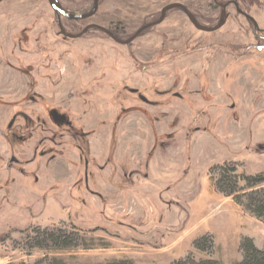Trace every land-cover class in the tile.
<instances>
[{"label":"rangeland","instance_id":"1","mask_svg":"<svg viewBox=\"0 0 264 264\" xmlns=\"http://www.w3.org/2000/svg\"><path fill=\"white\" fill-rule=\"evenodd\" d=\"M172 2L202 25L219 21L212 0H99L93 17L61 24L125 40ZM257 7L248 14L264 29ZM227 13L202 32L174 8L123 45L95 29L65 37L47 0H0V264H235L243 238L264 248V221L214 184L224 162L264 169V45ZM202 236L212 250L194 248Z\"/></svg>","mask_w":264,"mask_h":264},{"label":"trees","instance_id":"2","mask_svg":"<svg viewBox=\"0 0 264 264\" xmlns=\"http://www.w3.org/2000/svg\"><path fill=\"white\" fill-rule=\"evenodd\" d=\"M241 6L250 8L253 5H259V0H239ZM212 8L215 11L217 8L212 1ZM195 16L199 18L198 15ZM200 19V18H199ZM118 31H114V33ZM115 33V35H117ZM214 171L222 175L218 180L214 179V184L219 192L225 196H230L236 204H238L245 212L253 215L257 219L264 221V171H259L254 174H239L235 162H224L221 165L214 167ZM44 234V233H42ZM50 239L56 246H69L66 242L65 235L48 234ZM63 239V240H62ZM62 240V242H61ZM205 236L197 238L193 241V246L199 251H210L213 245L206 244ZM61 243L63 245L61 246ZM242 258L235 264H264V248L257 247L251 238H243L240 243ZM26 264V263H20ZM32 264H66L63 260L52 258L49 260H41ZM107 264H134L129 260H116ZM170 264H220L214 259H195L192 255H187L184 258L173 261Z\"/></svg>","mask_w":264,"mask_h":264},{"label":"water","instance_id":"3","mask_svg":"<svg viewBox=\"0 0 264 264\" xmlns=\"http://www.w3.org/2000/svg\"><path fill=\"white\" fill-rule=\"evenodd\" d=\"M51 10L53 11L55 17H56V22H57V26L59 28V31L61 34H63L65 37H69V38H76V37H79L81 35H83L86 31H88L89 29H95V30H100V31H103L105 32L107 35H109L115 42L119 43V44H123V45H127L129 44L131 41H133V39H135L138 34L150 27V26H154V25H158L160 24L164 17H165V13L166 11L170 10V9H173V8H178L180 9L182 12H184V14L187 16V18L189 19V21L193 24V26L198 29L199 31H202V32H213V31H216L218 30L219 28H221L224 23H225V17H226V14H225V9L223 6V10L221 12V16H220V19L218 21V23L216 24V26L214 27H208V26H204L202 24H200L197 19L195 18V16L187 9V7L180 3V2H173V3H169L167 5H165L162 10H161V14H160V18L157 20V21H154V22H150L148 24H145L143 26H141L140 28H138L136 30V32L128 39V40H119L111 31H109L107 28L101 26V25H98V24H95V23H89L87 24L79 34H71V33H68L64 30L62 24H61V17H65V18H68L70 20H85V19H89L91 17H93L97 10H98V6H99V0H93V6H92V9L88 12V13H82V14H76V13H71L69 11H66L64 10L58 0H47ZM247 18H250L252 19L253 21H255L252 17H250L249 15H245ZM255 28H257V25L255 23Z\"/></svg>","mask_w":264,"mask_h":264},{"label":"flooded vegetation","instance_id":"4","mask_svg":"<svg viewBox=\"0 0 264 264\" xmlns=\"http://www.w3.org/2000/svg\"><path fill=\"white\" fill-rule=\"evenodd\" d=\"M213 1V3H214V6L216 7V8H218V9H220V12H219V14H218V20L220 19V16H221V12H222V10H223V6H225L224 7V9H225V14H226V17H225V21H226V19L228 18V13H227V8L229 7V6H231L232 8H233V10H234V12H235V14H237V15H241V16H243L250 24H252L253 25V27H254V34H255V40L257 41V44H258V46H262V45H264V29H262V28H260L259 26H258V23H257V21L255 20V18L254 17H252L250 14H248V12L250 11V9L252 8V7H256V8H258L257 7V5H253V6H251L250 8H244L243 6H241V4H240V2H239V0H212ZM173 3V2H172ZM174 9V8H173ZM176 9H178V8H176ZM188 9V8H187ZM162 10V9H161ZM161 10H160V14H161ZM171 10V9H170ZM169 11V10H168ZM168 11H166V13L168 12ZM165 13V14H166ZM193 14V13H192ZM245 15H249L250 17H252L255 21H253L252 19H250V18H247ZM56 18V17H55ZM195 18L197 19V21L199 20V18H197L196 16H195ZM61 19H62V17H61ZM57 23V22H56ZM150 23V22H149ZM255 23H256V25H257V28H255L256 26H255ZM148 24V23H147ZM155 26V25H154ZM205 26V25H204ZM150 27H153V26H150ZM150 27H148V28H150ZM208 27H214V26H208ZM147 29V28H146ZM146 29H144V30H146ZM110 31V30H109ZM143 31V30H142ZM141 31V32H142ZM60 32V31H59ZM103 32V31H102ZM112 32V31H111ZM140 32V33H141ZM105 33V32H104ZM114 35H115V33L114 32H112ZM139 33V34H140ZM72 34V33H71ZM138 34V35H139ZM116 37H117V35H115ZM131 37V36H130ZM129 37V38H130ZM118 38V37H117ZM129 38H127V39H125V40H128ZM119 39V38H118ZM119 40H121V39H119ZM134 40V39H133ZM124 41V40H123ZM132 42V41H131ZM130 42V43H131ZM261 46H260V48H261ZM262 48H264V47H262ZM14 126V125H13ZM13 126H11V127H13ZM16 126H17V128H16V130L15 131H12L14 134V137L16 138V140H17V143L19 144V124H16ZM9 129H10V127H9ZM11 132V133H12ZM14 166H18L19 167V165H18V162L14 159V157H10V163L8 164V169H10V170H12V168L14 167ZM17 169V172L19 173V168H16Z\"/></svg>","mask_w":264,"mask_h":264},{"label":"crops","instance_id":"5","mask_svg":"<svg viewBox=\"0 0 264 264\" xmlns=\"http://www.w3.org/2000/svg\"><path fill=\"white\" fill-rule=\"evenodd\" d=\"M259 171H264V169H262V170H259Z\"/></svg>","mask_w":264,"mask_h":264}]
</instances>
